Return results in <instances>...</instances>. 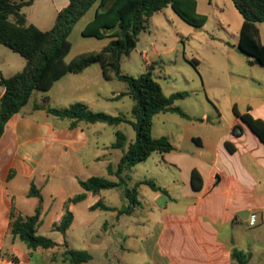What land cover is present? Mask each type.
<instances>
[{"label":"crops","instance_id":"obj_1","mask_svg":"<svg viewBox=\"0 0 264 264\" xmlns=\"http://www.w3.org/2000/svg\"><path fill=\"white\" fill-rule=\"evenodd\" d=\"M26 1L30 3L22 11L27 22L41 30L50 29L57 12L68 4V0ZM196 11L201 13L197 1ZM93 14L94 8L88 10L73 25L69 35L71 50L66 57L67 61L78 53L99 49L108 42L107 38L99 47L89 49L83 48L81 43L74 46L72 34L78 32L81 37H85L81 30L92 19ZM201 26L194 27L201 30ZM238 41L239 35L236 46ZM171 50L159 51L154 45H151L150 51L147 48L142 49L140 57L144 67L154 63L153 56H160ZM182 55L186 60H197L195 57H186L185 52ZM197 62L199 65V60ZM24 65V58H13L0 47L1 76L9 77ZM151 67L153 68L152 65ZM113 81L115 79H106L103 76L99 63L88 65L79 72L69 71L55 80L48 91H33L21 110L7 120L0 137V232L7 231L12 204L23 213H34L38 199L28 194L30 184L34 182L42 195L41 224L38 231L43 225L44 214L51 213L53 219L45 229L52 230L53 223L59 222L63 215L65 201L76 193L85 192L83 200L68 204L73 219L66 231H82V243L87 251L98 244L99 239L93 238L94 235L89 238V233L94 224L95 213L100 210H91L90 206L100 197L105 200L103 190L98 195L84 191L78 179L95 175L116 179L107 170L108 165L116 167L122 155L120 148L111 147L115 140V131L118 128L124 129L127 142L134 139V134L126 131V123L117 125L118 128L113 126L111 132H106L105 123L95 122L92 123L94 135L91 140L84 126L88 122L79 121L71 126L69 119L53 116L46 109L66 108L74 102H82L94 111H104L112 115L122 113L115 102L128 96L116 99V95L125 90L126 86L122 82L117 85ZM201 88L207 92V98L215 106L216 103L208 94L206 83ZM3 91L4 88L0 85V96ZM44 94L48 96L47 102L40 108H34V103H42ZM191 95L189 93L186 97ZM249 99L242 109L237 110L240 113L248 111L252 116L264 119V90L256 89ZM131 106L132 104L130 108ZM215 108L217 114L209 116L206 110L189 111L183 107L191 118L186 119L179 115V118L173 117V129L166 125L168 118L163 117L160 121L166 132L163 135L154 134L152 121L153 137L167 136L174 149L167 153L153 152L145 161L135 164L129 173L128 185L133 186L143 180L153 179L166 192L153 190L149 185L140 183L137 186L140 204L129 214L108 210L115 220L111 224L103 223L107 227L111 225V230H114L108 244L114 245L116 253L119 250L123 252L121 259H124V264H131L129 260L125 261L129 249L134 247L143 254L144 245L149 242H154V251L168 257L170 264H231L230 254L233 248L250 250L237 245L233 226L239 220L248 223L250 215H256L255 212L264 209V143L234 113L226 126L221 124V113L217 106ZM159 113L167 115L172 112ZM235 124L241 125V136L232 134ZM226 142L233 146L234 151H229ZM149 159H152V169L147 166ZM139 167H146V170L136 177L134 175L141 169ZM194 168L202 178V186L198 190L191 185V171ZM165 172L172 174V180L158 182L155 177H151L155 174L165 180ZM111 189L118 203L108 205L122 208L125 203L123 191L118 187ZM77 207L80 209L79 215L75 213ZM136 214H141L142 217L132 218ZM144 223H148V231L139 233L137 229L132 230V227ZM118 226L124 228L117 229ZM18 244L17 240L12 241L11 249L14 252L16 249L27 252L25 246ZM68 246L72 247L70 243ZM56 263V260L47 262ZM23 264L31 262L26 259Z\"/></svg>","mask_w":264,"mask_h":264},{"label":"trees","instance_id":"obj_2","mask_svg":"<svg viewBox=\"0 0 264 264\" xmlns=\"http://www.w3.org/2000/svg\"><path fill=\"white\" fill-rule=\"evenodd\" d=\"M242 16L238 45L250 55L247 62L253 64V59L260 60L264 67V43L261 41L258 22H264V0H231ZM26 0H0V44L11 51L18 53L25 59L24 67L9 77L0 75V85L4 91L0 96V137L7 120L29 101L32 92L40 90L46 92L53 82L65 73L79 72L88 65L99 63L103 76L106 79H115L125 84V90L116 95V99L128 96L132 106L128 112L115 115L104 111H94L82 102H74L66 108L47 107L46 111L58 118H66L74 126L79 121L88 123L102 122L117 126L121 123L130 125L134 131V139L127 142L126 134L117 129L113 148H120L122 155L116 165H108L107 176H90L78 179L84 191L100 194L104 189L118 187L123 191L125 203L122 208H116L104 203L100 197L90 206L91 210H117L121 213H131L140 204L137 197V186L145 183L153 190L166 192L152 180H143L133 186L128 185L131 168L145 161L153 152L167 153L174 146L167 136L153 137V116L159 112L170 111L182 118L191 117L174 102L189 95L188 91H177L170 95L164 94L160 84L152 77L150 71L132 75L122 72L121 59L132 52L139 39V33L149 27L151 16L167 6L184 21L201 26L205 15L196 11L195 0H68V4L59 10L55 16L54 24L50 29L41 30L28 23L22 8L28 5ZM94 8V14L81 30L86 37L108 38V42L99 49L78 53L67 61L66 57L71 50L69 39L73 25L83 17L88 10ZM197 69L195 59L187 60ZM48 96L44 94L42 103H34V108H40L46 103ZM233 113L239 117L250 130L264 143V119L252 116L248 111L240 113L236 106ZM242 127L235 124L232 134L242 135ZM229 151L233 146L226 142ZM191 185L198 190L202 186L200 173L194 168L191 171ZM29 196H35L38 203L32 214L18 210L14 204L11 206L6 234L12 241L24 243L29 253L30 262L34 251L39 249H52L58 244L45 235L38 233L41 224L42 195L34 182L30 184ZM85 198V192L69 197L64 203V212L59 222L52 225V230L64 233L70 226L73 213L69 210V203H77ZM63 249L57 254L53 253L51 260L59 259L64 264H84L92 255L86 249H76L68 246L64 241ZM7 254L0 246V258ZM231 264H246L251 253L233 248L230 254ZM9 260L18 262L14 254H9Z\"/></svg>","mask_w":264,"mask_h":264},{"label":"rangeland","instance_id":"obj_3","mask_svg":"<svg viewBox=\"0 0 264 264\" xmlns=\"http://www.w3.org/2000/svg\"><path fill=\"white\" fill-rule=\"evenodd\" d=\"M196 1L199 11L206 17L204 25L200 27L201 30L184 21L170 6H167L151 16L149 29L139 33V42L136 48L128 55L122 57L121 70L132 75H138L149 70L166 95L177 91L192 93L190 97L175 100L178 102L176 105H182H178L182 109L186 107L189 111H197L195 109L206 110L210 116L217 114L215 108L217 106L222 116L221 124L226 126L234 116L232 110L234 103L237 109H242L245 103L250 101L249 98L256 89L264 90V67L257 64H248L246 58L235 51L242 24V16L231 0ZM257 25L261 40L264 43V22L260 21ZM71 39L74 46L81 43L83 48L89 49L99 47L107 38L81 37L78 32H74ZM151 45H154L159 51L166 52L170 48L172 50L162 53L160 56H153L154 63L145 68L140 57V51L145 48L150 51ZM0 47L6 50L13 58H23L2 44H0ZM183 52L186 53V57H195L199 60L197 70L183 58ZM113 82L117 85L120 84L118 80ZM203 83H206L208 94L212 97L214 103H216L215 106L207 98V92L201 88ZM37 91L39 93L42 92L40 90ZM131 104L132 100L129 97H124L115 102L116 107H119L120 111L125 114H128ZM165 116L168 118L166 125L170 129L175 127L172 118H179L177 114L167 113V115H163L162 113H158L153 118L154 134L159 133L163 135V133H166L160 123ZM84 126L92 140L94 135L92 123H84ZM105 126H107L106 132L112 131L113 126L107 124ZM118 129L123 132L125 131L122 128ZM126 131L134 134L130 125H127ZM151 164L152 159H149L147 166L150 169H152ZM139 168L141 169L135 172L134 176L136 177L140 176V174L142 175V172L146 170V167L145 169L143 167ZM140 170L141 172L138 173ZM169 171L172 172V169H169ZM171 176V173L165 172V180H162L161 177H157L155 174L151 177H155L158 182H166L172 180ZM102 192L106 204L118 203L115 193L111 188L104 189ZM75 213L76 215L80 214L78 207L75 208ZM255 214V223L253 225H248L249 222L245 223L239 220V223L233 226V234L237 239V245L242 249H250L248 252L251 253V258L246 264H264V209L258 213L255 212ZM141 217V214H136L132 218L140 219ZM52 219L51 213L44 214L42 216L43 225L38 233L50 237L59 244L54 249H39V251H34L31 264H47V262L52 261L50 257L53 253L58 256L59 252L63 249L59 245L64 241H68L73 248L85 249L82 243V231L78 229H71L66 231L65 234L59 231L46 230L45 226ZM114 220L109 211L100 210L98 213H95L94 224L91 226L89 238H91V235H94L93 238L96 237L99 241L96 246L88 248L92 259L86 262V264H124V259H121L123 252L119 250L116 253L114 245L108 244V240L112 238L114 230H111V225L109 227L106 224L103 225L104 222L111 224ZM121 228H124V226L117 227V229ZM133 229H137L140 233L148 231L149 226L148 223H144L132 227ZM97 234L101 235L97 236ZM18 243L21 247L25 246L21 241H18ZM0 246L7 254L6 257L0 258V264H23L24 260L30 259L28 251L16 249L14 252L11 249L13 247L12 239L4 231L0 232ZM154 250H156L154 242L144 245L145 252L143 254L140 253V250H135L132 247L128 250L129 253L126 254L127 258L125 261L129 260L131 264H170L168 257ZM9 254L16 255L19 261L13 262L9 260ZM56 261V264L62 263L59 259Z\"/></svg>","mask_w":264,"mask_h":264},{"label":"water","instance_id":"obj_4","mask_svg":"<svg viewBox=\"0 0 264 264\" xmlns=\"http://www.w3.org/2000/svg\"><path fill=\"white\" fill-rule=\"evenodd\" d=\"M235 51L241 55H243L246 59L250 58V55L247 51L243 50L240 45H237L235 47ZM253 62L255 64H260V60L258 58H254Z\"/></svg>","mask_w":264,"mask_h":264},{"label":"built area","instance_id":"obj_5","mask_svg":"<svg viewBox=\"0 0 264 264\" xmlns=\"http://www.w3.org/2000/svg\"><path fill=\"white\" fill-rule=\"evenodd\" d=\"M255 223V215L252 214L250 215V218H249V224L253 225Z\"/></svg>","mask_w":264,"mask_h":264}]
</instances>
